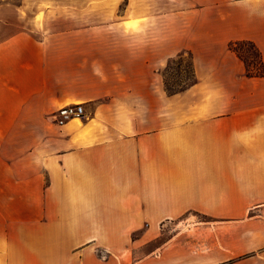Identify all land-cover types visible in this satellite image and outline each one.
Masks as SVG:
<instances>
[{
	"label": "crops",
	"instance_id": "1",
	"mask_svg": "<svg viewBox=\"0 0 264 264\" xmlns=\"http://www.w3.org/2000/svg\"><path fill=\"white\" fill-rule=\"evenodd\" d=\"M9 10L31 20L0 34V264H264V77L229 49L264 65V0H20L0 30Z\"/></svg>",
	"mask_w": 264,
	"mask_h": 264
},
{
	"label": "rangeland",
	"instance_id": "2",
	"mask_svg": "<svg viewBox=\"0 0 264 264\" xmlns=\"http://www.w3.org/2000/svg\"><path fill=\"white\" fill-rule=\"evenodd\" d=\"M19 2L20 0H0V3H4V5L7 3L11 9H14L17 5H19ZM109 4V9H115V1L109 2ZM9 11L11 12H9L10 16L6 19L7 24H3L5 26L1 28L0 34H3L4 32L11 34L12 32L20 29V26L24 25V21L26 23L31 20L30 18H25V20L20 19L12 13L14 10ZM242 51L244 52V55H246L249 49L243 48ZM162 73L165 77V87L167 86L168 89L173 92L172 94L177 93V91L181 92L191 86L195 82V78L193 75L190 53H181L177 57L170 59ZM171 228L172 227L168 226V231H170ZM168 235L169 232H166L162 239H165Z\"/></svg>",
	"mask_w": 264,
	"mask_h": 264
},
{
	"label": "trees",
	"instance_id": "3",
	"mask_svg": "<svg viewBox=\"0 0 264 264\" xmlns=\"http://www.w3.org/2000/svg\"><path fill=\"white\" fill-rule=\"evenodd\" d=\"M243 48L249 49L246 55H244V52L242 51ZM229 49L233 51L236 56L244 63L246 76L264 77V65L262 63L260 53L251 42H234L229 45ZM166 90L170 94L173 93L168 89L167 86Z\"/></svg>",
	"mask_w": 264,
	"mask_h": 264
},
{
	"label": "built area",
	"instance_id": "4",
	"mask_svg": "<svg viewBox=\"0 0 264 264\" xmlns=\"http://www.w3.org/2000/svg\"><path fill=\"white\" fill-rule=\"evenodd\" d=\"M84 110L82 105L79 104H70L60 108L54 114L55 121L58 125H62L63 123L76 118H83Z\"/></svg>",
	"mask_w": 264,
	"mask_h": 264
}]
</instances>
